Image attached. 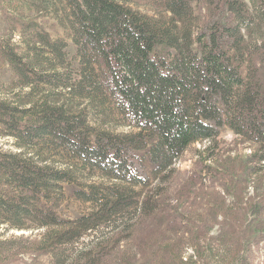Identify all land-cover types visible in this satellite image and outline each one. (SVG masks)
I'll return each mask as SVG.
<instances>
[{
    "label": "trees",
    "instance_id": "trees-1",
    "mask_svg": "<svg viewBox=\"0 0 264 264\" xmlns=\"http://www.w3.org/2000/svg\"><path fill=\"white\" fill-rule=\"evenodd\" d=\"M159 1L168 17L140 14L132 0H0L9 26L0 28V66L12 95L0 97V139L12 148L0 146V229L33 234L47 264H98L113 252L120 262L119 244L141 219L165 223L163 233L182 227L181 216L163 213L161 187L187 148L222 129L255 146L252 155L264 152V0ZM8 9L51 13L69 33L75 66L36 19L25 24ZM81 102L113 106L129 131L94 128ZM83 171L113 184L80 182ZM66 186L86 206L75 218L61 212ZM262 210L245 244L251 261L250 248L264 243ZM89 234L99 237L80 247ZM164 243L163 264H194ZM14 256L0 252V264Z\"/></svg>",
    "mask_w": 264,
    "mask_h": 264
},
{
    "label": "rangeland",
    "instance_id": "rangeland-1",
    "mask_svg": "<svg viewBox=\"0 0 264 264\" xmlns=\"http://www.w3.org/2000/svg\"><path fill=\"white\" fill-rule=\"evenodd\" d=\"M132 1L133 9L140 14L155 19L169 16L163 13L159 0ZM242 1L251 7L250 0ZM8 10L6 11L8 16L23 12L21 16L25 24L32 18L36 19L51 41H61L65 44L66 62L72 67L75 66L76 50L69 33L56 24L53 16L49 15L51 13H43L41 16L26 9H20L18 13L12 9ZM3 11L0 10V28L5 30L8 19H3L2 14H5ZM11 35L12 42L20 40L17 31ZM10 78L11 74L7 67L0 66V97L12 96L8 95L7 89ZM78 106L80 110L85 111L83 114L91 126L98 130H111L116 133L129 131L124 119L111 105L89 106L81 102ZM2 145L5 150H12L11 142L6 139H0V146ZM254 151L255 146L243 143L228 129H222L219 136L210 144L201 142L191 145L175 162L170 180L161 187L165 192L162 202L163 213L165 216H181L183 226L169 228L168 232L163 233L161 231L165 230L163 229L165 223L159 226L157 221L153 223L150 219H141L131 237L132 241L126 239L119 244L120 262H115L114 257L118 256L113 252L106 256L107 258L103 260L105 262L98 264H143L152 262L155 256L153 264H163L161 260L163 255L157 248L165 247L164 242L168 244L166 249L176 254L182 262L238 264L242 257L249 256V249L245 248V244H250L260 229L254 219L255 211L259 206H263L264 209V152L252 155ZM146 167L149 172V165L146 164ZM201 169L198 177L193 179V174ZM85 173L83 171L77 176L80 182L113 184L99 178L97 173L89 175ZM262 211L260 214L264 216V210ZM61 212L71 218L86 212V206L71 196L69 186H66V199ZM205 226L209 227L207 232ZM90 235L84 239V244L80 247H85L90 240L99 237ZM21 237L23 240L18 241ZM37 239L30 232L4 233L0 229V252L18 255L9 260L8 264H29L31 260L38 264H47L48 258L42 254H35L31 248V243ZM261 246L259 251L250 248L254 260L252 262L249 256L248 264H264V243ZM141 251L143 257L135 254Z\"/></svg>",
    "mask_w": 264,
    "mask_h": 264
}]
</instances>
